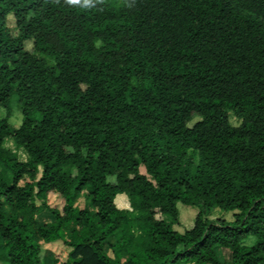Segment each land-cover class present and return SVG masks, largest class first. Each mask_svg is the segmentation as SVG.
Wrapping results in <instances>:
<instances>
[{
    "label": "trees",
    "instance_id": "trees-1",
    "mask_svg": "<svg viewBox=\"0 0 264 264\" xmlns=\"http://www.w3.org/2000/svg\"><path fill=\"white\" fill-rule=\"evenodd\" d=\"M0 109V264H264V0H0Z\"/></svg>",
    "mask_w": 264,
    "mask_h": 264
},
{
    "label": "rangeland",
    "instance_id": "rangeland-1",
    "mask_svg": "<svg viewBox=\"0 0 264 264\" xmlns=\"http://www.w3.org/2000/svg\"><path fill=\"white\" fill-rule=\"evenodd\" d=\"M7 27L9 29V31L11 32V34H13V35L16 34L14 19L11 16L8 17ZM25 48L27 51H32V44L26 43ZM6 117H7L6 111L0 109V120L3 118H6ZM7 118H8V122L12 128L16 129L19 127V125L21 123L22 116H21L20 111H19V109L15 103H12L11 111H10ZM196 121H197V119H195L190 124V126L193 125ZM230 123L234 127H237L239 125V122L233 117H230ZM4 148L6 150L10 151L11 153L15 154L20 162H25L27 160L25 153L22 150L17 149L14 146V144L12 143V141L6 140L4 143ZM140 172H141V174H144L143 169H140ZM109 181L113 183L114 179L110 178ZM120 200L121 199L116 198L114 201L117 208L121 207V201ZM123 202L125 203V207L127 208V210L130 211V206H129V203H128V200L126 197L123 199ZM83 203H84L83 198H80L78 200L76 206L78 208H82ZM49 204L52 207L53 206L60 207L61 201L58 197L51 196L49 198ZM177 209L179 212V223H178V225L173 227V230L179 234H183L185 231L190 230L193 227V223H194V220H195V217H196L198 211L196 208L187 207V206H184L181 204L177 205ZM232 219H233L232 213H225V212H222L220 210H215L209 217V220L212 222H214L216 220H224L226 222H231ZM37 220L41 224H47L50 222V217L47 213H44V214L38 216ZM250 242H251V238L246 240L245 243L250 244ZM68 253H69V249L67 247H65L63 245V243L59 242V243H54V245H51L50 247L43 246L42 251H41V258L45 264H51V262H53L54 259H57L59 261L64 262L67 259ZM223 254H224L225 258L228 257V254L226 252H223Z\"/></svg>",
    "mask_w": 264,
    "mask_h": 264
},
{
    "label": "crops",
    "instance_id": "crops-1",
    "mask_svg": "<svg viewBox=\"0 0 264 264\" xmlns=\"http://www.w3.org/2000/svg\"><path fill=\"white\" fill-rule=\"evenodd\" d=\"M116 198L121 199V200H120V201H121V207L118 208V209H120V210H127V208L125 207V203L123 202V199L125 198V196L120 195V196H117ZM56 243H59V242H56ZM51 245H54V243L47 244V245H44V244H43L42 247H43V246H45V247H50Z\"/></svg>",
    "mask_w": 264,
    "mask_h": 264
}]
</instances>
